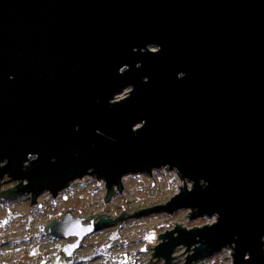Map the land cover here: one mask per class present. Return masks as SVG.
Listing matches in <instances>:
<instances>
[{"label":"water","instance_id":"obj_1","mask_svg":"<svg viewBox=\"0 0 264 264\" xmlns=\"http://www.w3.org/2000/svg\"><path fill=\"white\" fill-rule=\"evenodd\" d=\"M162 169L183 181L164 205L50 217L45 233L75 241L48 261L125 214L191 210L214 220H172L146 264L179 246L183 264L224 249L264 264V0H0V179L18 181L0 196L36 204L92 176L107 202Z\"/></svg>","mask_w":264,"mask_h":264},{"label":"rangeland","instance_id":"obj_2","mask_svg":"<svg viewBox=\"0 0 264 264\" xmlns=\"http://www.w3.org/2000/svg\"><path fill=\"white\" fill-rule=\"evenodd\" d=\"M124 95L125 93L121 94L117 99ZM151 175H127V178H122V191L114 188L107 202H104L105 183L92 176L73 181L57 197L49 192L40 194L35 200L36 204L30 205L31 194L27 193L10 195L6 199L0 196V264H54V261L48 260L57 257L60 246L67 241L72 244L75 237L64 239L45 233L44 224L50 223L52 216L58 222L70 210L74 217H87L98 212L115 219L122 210L134 212L164 205L180 191L177 185L183 187V181L174 170L162 169L153 171ZM8 179L10 178L5 175L0 182ZM16 184L18 181L3 182L0 184V191L12 189ZM186 187L190 189V184L186 183ZM188 212L191 210H177L171 214L156 211L139 216L125 214V219L114 226L85 236L72 256L58 264H146L152 257V247L162 242L159 238L155 239L156 235L173 229L175 223L172 220L179 224L180 219V223H183L181 227L186 230L193 226L211 224L214 220L188 219ZM94 218L95 222L99 219ZM83 224L87 225L88 221H83ZM149 243L150 248L145 250ZM184 250V246L174 250L172 256L175 257L171 264L184 263L187 254ZM192 252L193 250H189L188 254ZM151 260L155 261L156 258ZM163 262L164 259H158L149 264ZM193 264H231L230 250L224 249Z\"/></svg>","mask_w":264,"mask_h":264},{"label":"bare ground","instance_id":"obj_3","mask_svg":"<svg viewBox=\"0 0 264 264\" xmlns=\"http://www.w3.org/2000/svg\"><path fill=\"white\" fill-rule=\"evenodd\" d=\"M127 178V176H124L123 179Z\"/></svg>","mask_w":264,"mask_h":264}]
</instances>
